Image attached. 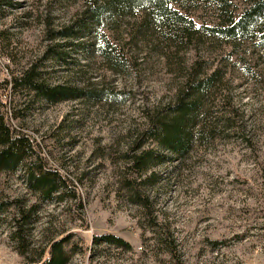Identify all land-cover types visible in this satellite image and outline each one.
Segmentation results:
<instances>
[{
    "label": "rangeland",
    "instance_id": "1",
    "mask_svg": "<svg viewBox=\"0 0 264 264\" xmlns=\"http://www.w3.org/2000/svg\"><path fill=\"white\" fill-rule=\"evenodd\" d=\"M82 6V0H0V96L8 122L70 188L63 201L44 203L21 174L0 173V203L12 204L0 213V264H26L11 238L24 211L30 212L23 226L30 258L47 257L49 242L66 238L67 249L78 251L71 264H264V45L244 41L230 54L215 45L202 52L224 78L204 100L199 139L178 159L143 137L146 114L173 101L174 77L141 47L137 71L115 75L96 57L87 60L66 46L58 32ZM175 7L197 17L193 3ZM33 67L50 86L108 96L49 105L5 88ZM143 150L171 160L135 173L129 158ZM127 182L148 210L132 203ZM104 234L131 249L94 247L92 237Z\"/></svg>",
    "mask_w": 264,
    "mask_h": 264
},
{
    "label": "trees",
    "instance_id": "2",
    "mask_svg": "<svg viewBox=\"0 0 264 264\" xmlns=\"http://www.w3.org/2000/svg\"><path fill=\"white\" fill-rule=\"evenodd\" d=\"M82 1V10L58 32L60 38L69 42L66 46L73 47L87 60L96 57L106 70L115 75H130L137 71L136 50L141 47L155 53L165 72L174 77L173 101L159 111L146 114L147 127L143 137L152 141L161 152L178 159L187 156L199 139L201 126L206 125L204 100L219 90L224 78L223 70L212 69L203 60L206 53L213 51L211 45L228 54L244 41H257L264 45V0H246L244 4L236 0ZM182 2L195 5L196 18L175 7ZM49 50L53 56L62 57L55 48ZM189 53L190 58L186 60ZM4 86L13 92L25 91L33 99L49 105L83 99L100 102L109 93L50 86L41 79L35 67L13 76ZM6 105L0 96V173L21 174L27 190L44 203L54 199L63 201V194L70 190L69 181L46 166L25 134L12 132ZM170 160L153 150H143L129 158L133 172L138 174L146 172L154 164ZM126 185H130L132 203L148 210L139 191L130 182ZM10 205L0 203V213ZM27 218H30V212H22L11 234V238L18 241V254L26 264H71L78 251L75 247L67 249L69 242L66 238L51 240L47 257L44 253L29 257L23 242V226ZM91 242L99 248L131 249L127 241L111 234L94 235Z\"/></svg>",
    "mask_w": 264,
    "mask_h": 264
}]
</instances>
